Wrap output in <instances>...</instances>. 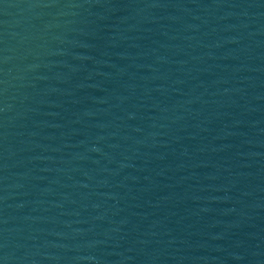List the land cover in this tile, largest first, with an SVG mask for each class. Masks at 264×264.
<instances>
[{"label": "water", "instance_id": "water-1", "mask_svg": "<svg viewBox=\"0 0 264 264\" xmlns=\"http://www.w3.org/2000/svg\"><path fill=\"white\" fill-rule=\"evenodd\" d=\"M0 264H264V0H0Z\"/></svg>", "mask_w": 264, "mask_h": 264}]
</instances>
